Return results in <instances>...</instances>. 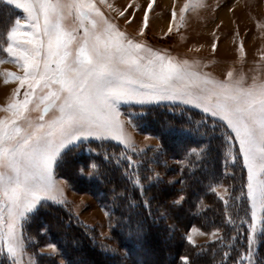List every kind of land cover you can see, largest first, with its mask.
<instances>
[{
  "label": "snow or ice",
  "instance_id": "6c2138e0",
  "mask_svg": "<svg viewBox=\"0 0 264 264\" xmlns=\"http://www.w3.org/2000/svg\"><path fill=\"white\" fill-rule=\"evenodd\" d=\"M7 3L22 9L24 18L11 22L2 51L23 75L7 73L19 83L3 109L9 115L0 119V255L10 264H26L27 248L35 243L26 231L29 214L38 213L42 202H59L62 182L54 177V166L69 146L94 138L129 148L125 124L132 121L122 120L121 103L180 101L218 117L227 129L225 143L238 145L228 158L246 171L241 196L249 203L250 219L241 224H248L249 253L237 264L251 259L257 221L264 224V81L246 84L233 71L217 80L187 60L154 51L119 31L96 0ZM152 8L149 3L144 13L145 29ZM187 9L186 4L181 21ZM176 15L173 10V20ZM32 112L39 115L33 119ZM123 158L134 166L131 156ZM187 240L193 243L191 236ZM49 247L57 264L62 253ZM181 259L188 264L187 257Z\"/></svg>",
  "mask_w": 264,
  "mask_h": 264
},
{
  "label": "trees",
  "instance_id": "16d2710c",
  "mask_svg": "<svg viewBox=\"0 0 264 264\" xmlns=\"http://www.w3.org/2000/svg\"><path fill=\"white\" fill-rule=\"evenodd\" d=\"M141 110L133 119L137 128L159 139L142 157L117 143H89V150L81 145L66 151L57 165L74 188L91 193L109 212L110 238H100L57 204L35 214L33 234L57 245L64 257L57 264H184L182 257L188 264H236L247 246L248 224H241L250 219L241 196L246 171L228 158L238 145L229 148L225 124L198 110L175 105ZM124 156L132 157L133 167ZM222 186L223 199L216 191ZM193 226L220 233L194 245L186 236ZM0 264L10 261L0 256ZM257 264H264V225Z\"/></svg>",
  "mask_w": 264,
  "mask_h": 264
},
{
  "label": "rangeland",
  "instance_id": "374dc122",
  "mask_svg": "<svg viewBox=\"0 0 264 264\" xmlns=\"http://www.w3.org/2000/svg\"><path fill=\"white\" fill-rule=\"evenodd\" d=\"M96 3L104 16L128 38L176 60H187L201 73H206L217 80H224L227 72L233 71L236 78L244 77L246 84H251L253 78L264 81V0H102V2L96 0ZM149 3H153V8L149 11V26L145 29L142 21ZM186 4L188 9L184 14V20L181 21V10ZM173 10L177 14L175 20L171 16ZM17 17L24 18L23 10L8 4L7 0H0V119L9 115L3 109L11 102L12 94L19 83L8 77L7 73L23 75L19 65L12 62L7 53L2 51L6 46V30ZM129 20L134 22L129 23ZM213 45H216L215 50ZM6 79L10 81L7 84ZM21 91L23 92V89ZM156 105L189 107L210 116L201 108L180 101H160L144 105L121 103L119 109L122 120L132 121L131 124H125L131 147L125 148L120 144L129 154L142 157L147 150L159 144L156 135L139 130L133 121L134 117L143 114L142 108ZM38 115L37 112L31 113L33 119ZM212 118L221 121L218 117ZM106 142L119 144L114 140L101 142L94 138L82 139L76 146H69L65 152L81 145L89 150V143ZM65 152L62 153V157ZM57 165L54 166V177L62 182V196L59 202H42L43 206L39 210L49 204L63 206L75 220L95 229L100 238H110L109 212L91 193L74 188L57 170ZM168 179L172 182L178 181V177ZM216 191L225 198L227 194L225 186L217 187ZM29 215L31 219L26 224V231L35 243L27 248L26 264L29 259L32 264H48L46 261L50 259L47 257L55 255L49 245H57L47 240L43 242L40 237L33 234L35 232L33 226L36 224L31 221L35 215ZM257 225L251 259L245 258L243 264H257V250L264 224L258 220ZM42 230L45 232V229H41V232ZM219 233L218 229L206 232L193 226L186 236H191L192 244L195 245L212 241ZM248 253L247 241L246 250L241 257H246ZM149 256L151 258V255ZM77 257L79 258L80 254ZM56 261L63 263L64 257L57 255Z\"/></svg>",
  "mask_w": 264,
  "mask_h": 264
}]
</instances>
